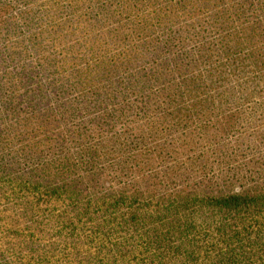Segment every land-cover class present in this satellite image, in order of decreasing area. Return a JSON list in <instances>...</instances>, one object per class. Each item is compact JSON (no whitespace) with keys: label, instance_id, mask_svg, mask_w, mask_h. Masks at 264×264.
I'll use <instances>...</instances> for the list:
<instances>
[{"label":"trees","instance_id":"16d2710c","mask_svg":"<svg viewBox=\"0 0 264 264\" xmlns=\"http://www.w3.org/2000/svg\"><path fill=\"white\" fill-rule=\"evenodd\" d=\"M6 182L86 264H264V0H0ZM200 213L224 248L181 243Z\"/></svg>","mask_w":264,"mask_h":264},{"label":"rangeland","instance_id":"374dc122","mask_svg":"<svg viewBox=\"0 0 264 264\" xmlns=\"http://www.w3.org/2000/svg\"><path fill=\"white\" fill-rule=\"evenodd\" d=\"M183 173L181 168L178 174ZM18 188L20 187L8 182L0 183V257L6 252V257L11 262L19 258V263L32 261L33 264H86L90 261V255L97 251L99 243L101 247L110 246L108 241L95 237L90 230L82 232L84 234L81 235L79 244L68 240L71 236L70 233L65 234L66 228H70V222L75 220L71 209L61 201L56 200L50 204L47 200H38L33 196L27 198L25 193L17 192ZM207 215L209 214L192 215L198 227L191 229L189 236L181 239V243L186 244L185 248L196 247L209 251L221 248L220 246L224 248V235L216 231L217 226L206 218ZM263 222L260 220L259 224ZM260 228L255 225L250 230L257 231ZM61 230L65 231L61 233ZM122 236L123 233H115L114 240L120 242L123 240ZM191 236L196 239H190ZM125 246L128 247L127 244Z\"/></svg>","mask_w":264,"mask_h":264}]
</instances>
